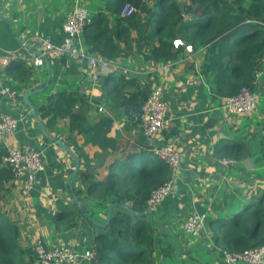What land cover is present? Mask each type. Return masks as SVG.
I'll use <instances>...</instances> for the list:
<instances>
[{
    "label": "trees",
    "instance_id": "1",
    "mask_svg": "<svg viewBox=\"0 0 264 264\" xmlns=\"http://www.w3.org/2000/svg\"><path fill=\"white\" fill-rule=\"evenodd\" d=\"M243 2L197 0L202 9L193 13L186 11L180 0H94L89 5L92 22L86 26L84 41L92 54L112 61L125 59L127 53L136 50L145 61L168 62L179 57L181 49L174 47V40L181 39L184 45L203 48L200 72L209 79L212 96L224 98L238 93L243 86H251L258 73L261 76L264 73V25L257 22L264 21V12L253 11L248 16ZM128 3L137 10L131 15H122ZM188 13L192 15L190 19L185 18ZM23 66L24 61L18 57L10 61L8 68ZM19 71L16 78L23 86H29L27 79L32 73ZM96 83L101 97L95 101L105 103L113 114L115 107L142 106L151 92L150 85L141 87L137 77L120 73H104ZM135 86L138 89L128 93ZM81 98L88 102L77 90H57L37 111L46 126L54 124L57 118H69L71 133L84 134L87 142L98 145L106 154L113 153L114 160L104 179L96 172L82 171L83 187L73 188L81 206L75 202L71 209L59 210L53 218L56 229L75 227L82 216L105 222L108 208L114 204L110 221L95 235L98 259L89 264H157L155 251L161 248L163 256H168L171 245L164 247L162 241H158L160 218L157 211L147 213L150 209L148 199L152 190L171 179L170 165L154 152L141 130L139 145L123 146L118 134L110 135L114 124L112 117L104 115L91 123L78 107ZM214 124L209 121L207 126ZM126 127L132 130L135 125L127 123ZM262 133L264 135V119ZM256 135L259 133H252ZM229 142L218 148L220 155L242 160L254 152L251 139L236 137ZM255 145L264 150V136L262 142ZM5 154L7 147L0 144V164ZM257 175L264 179V169H259ZM12 179L11 169L0 165V200L9 189L6 184ZM260 192L250 198H228L226 204L224 201L214 203L206 224L211 233L212 249H218L220 254L241 252L264 243V190ZM36 260L34 245L22 246L20 226L8 217L0 203V264H34Z\"/></svg>",
    "mask_w": 264,
    "mask_h": 264
},
{
    "label": "crops",
    "instance_id": "2",
    "mask_svg": "<svg viewBox=\"0 0 264 264\" xmlns=\"http://www.w3.org/2000/svg\"><path fill=\"white\" fill-rule=\"evenodd\" d=\"M77 1L88 6L94 3V0H0V86L8 83L20 91L16 100L0 96V118L10 114L19 119L14 134L6 136L0 144L4 147L10 145L35 147L43 152L46 165L45 170L37 178L34 190L28 196L20 195L18 181L12 179L6 184L9 189L3 193L4 196L0 200L8 217L20 226V241L23 247L33 246L35 238L40 235L44 236L43 239L48 246L66 244L84 249L95 245V235L100 231V226L87 216H82L75 227L58 231L53 218L59 210L73 207L76 201L71 185L73 188L83 187L82 171L96 172L99 178L104 179L108 175V167L114 160V154H106L98 145L87 142L84 134L71 133L68 129L69 118H57L54 124L47 126L43 121L48 133L66 143L79 159L80 168L69 184L68 177L76 169L74 156L42 132L23 99L24 91L45 87L48 79L46 65L36 66L33 63L34 56L41 52L34 42L35 37L49 35L55 43L62 42L66 17ZM188 16L191 15L187 14L186 18ZM176 49H181L177 58L181 61L168 70L160 69L167 62L145 61L143 56L140 59L143 65L140 67L129 65V62L134 60L132 55H128L122 63L136 69L135 71H140L139 74H131L130 77H137L141 87L150 85L151 91L153 85L163 83V96L170 105L167 115L169 127L157 141L172 143L181 152V166L173 176L174 192L157 209L152 210V213L160 212V219L163 218L159 220L160 224L157 226L159 237L160 226H163L162 236L158 237V241L162 240L163 245L174 237L175 242L172 241L176 246L175 253L180 254V259H187L189 252L206 249L215 251L213 253L218 259L216 264H223V258L216 253L218 249H212L211 233L207 228L200 237L191 239V235L185 231V223L195 210L205 211L210 208L212 212L216 202L224 201L226 204L228 198L244 199V196L250 198L255 195L257 188L253 182L254 180L261 182L260 176L257 179H250L243 175L250 171L251 166L256 168L254 170L264 167V150L255 145L262 142L264 136L261 125L255 126L256 122L264 117V109L258 107L263 100H259L257 108L246 116L229 115L222 109L223 98L212 96L209 79L200 72L204 61L203 48L194 49L192 53H189L185 46ZM7 57L9 59L19 57L25 66L9 69L10 63H3V58ZM140 60L135 59V62L139 64ZM50 62L52 72L50 84L45 90L30 97L36 109L46 104L48 96L57 90H77L83 99L88 98V102L81 98L78 107L82 108L91 123L108 115L114 119L110 135L118 134L123 146L139 145L140 118L131 123L125 115L116 110L113 114L105 103L95 101V98L101 97V90L91 78L85 61L72 60L69 56H64L50 58ZM20 69L32 73L29 79L26 78L30 81L29 86H23L20 79L16 78V75L21 73ZM263 76L264 73L260 78L262 86ZM134 89H138V86L131 87L128 93ZM101 107L105 108V111H101ZM37 113L39 115V111ZM256 114L259 118L255 122ZM209 121H214L213 127L207 126ZM127 123L135 125V128L128 130ZM241 131L253 141L254 152L242 160L234 157L237 163L231 166L220 165L218 160L223 156L220 155L218 148L239 137ZM253 132L259 135L252 136ZM260 193L258 191L256 194ZM159 252H161L159 249L155 251L157 264H160V258L163 256L162 252L161 255ZM166 258L167 256H163L165 262ZM184 262L177 264H186V260ZM192 263L206 264L196 262V259Z\"/></svg>",
    "mask_w": 264,
    "mask_h": 264
},
{
    "label": "built area",
    "instance_id": "3",
    "mask_svg": "<svg viewBox=\"0 0 264 264\" xmlns=\"http://www.w3.org/2000/svg\"><path fill=\"white\" fill-rule=\"evenodd\" d=\"M136 10L132 4L128 3L124 6L121 14L131 15ZM190 18L191 16H188L186 19ZM91 22L92 16L89 8L77 2L67 15L62 42L55 43L49 35H37L35 37L34 42L41 52L34 56V65L44 66L45 56L49 58L69 56L73 60L85 61L94 82H97L101 75L107 72L126 74L127 76L139 74L140 71H135L136 69L122 64L121 61H112L89 51L83 34L86 26ZM257 22L264 25V21ZM182 45L189 53L194 52L192 44L184 45L181 39L174 40L175 48ZM11 59L9 57L3 58V63L9 64ZM180 61V59L171 60L162 65L160 69L168 70ZM260 76L261 74L258 73L251 86H243L238 93L224 97L222 109L229 115L237 117L246 116L254 111L259 100L264 98V86L260 84ZM163 94V83L158 82L153 85L148 98L142 105V116L140 117V128L143 134L148 138L154 152L170 165L172 171L171 179L152 190L148 199L151 210L157 209L174 192L173 176L181 166L180 150L172 143L161 141L158 143L157 141L169 127L167 115L170 111V105ZM19 95L20 91L8 83L0 86V96L3 98L16 100ZM100 110L105 111V108L101 107ZM18 125L19 119L10 114L3 115L0 118V141L3 142L6 136L14 134ZM218 163L228 167L236 164L237 160L234 157L223 156L219 158ZM0 165L11 169L14 180L18 181L19 193L23 197L28 196L34 190L38 176L46 168L41 150L31 146L21 147L17 145L7 147V154L3 156ZM209 213L210 208L205 211H193L185 223V231L193 237H200L203 230L207 228ZM33 245L37 255L35 264H89L98 259V250L95 245L84 249L67 245L48 246L40 235L35 238ZM222 263L264 264V243L241 252L224 251Z\"/></svg>",
    "mask_w": 264,
    "mask_h": 264
},
{
    "label": "rangeland",
    "instance_id": "4",
    "mask_svg": "<svg viewBox=\"0 0 264 264\" xmlns=\"http://www.w3.org/2000/svg\"><path fill=\"white\" fill-rule=\"evenodd\" d=\"M182 3H184L185 5L186 4H188V3H191V0H180ZM77 2H79V1H77ZM76 2V3H77ZM75 3V4H76ZM81 3V2H80ZM81 4H83V3H81ZM85 6H87L88 8H89V10L91 9L88 5H85ZM243 9H244V11L248 14V16L249 15H251V13L253 12V11H259V12H264V1H262V0H244V2H243ZM193 11V10H192ZM91 12V11H90ZM188 14H190L191 15V13H188ZM192 16V15H191ZM250 18H253V17H250ZM66 19H67V17H66ZM66 21V20H65ZM128 55H132V57L134 58V60H131V62H129V65H133V66H135L136 68L137 67H140V65L142 66L143 65V62H142V60H140L141 58H142V54L141 53H138L136 50H132V51H130L129 53H127ZM62 57H64V56H62ZM126 59V58H125ZM125 59H121L120 61L122 62V63H124L125 61ZM135 59H137V60H140V63L139 64H137L136 62H135ZM73 60V59H72ZM263 101L262 102H260V104L261 105H258V107L260 108V109H264V98L262 99ZM97 108V107H96ZM254 118H255V122L257 121V119L259 118L258 116H257V114L256 115H254ZM263 119H264V117H261L260 118V120H258L257 122H256V124H255V126H257L258 124L259 125H261V128H262V122H263ZM241 134L239 135V137H241V138H243V140H245V138H246V140H249L250 141V138L248 137V135H246V133H244V135H243V131H241L240 132ZM234 135H236V133L234 132ZM238 137V138H239ZM234 140H236V138H233ZM234 140H232V141H230L229 143H231V142H233ZM253 145V144H252ZM251 148H253L252 146H251ZM125 149H128V147H126ZM250 155V154H249ZM232 157V156H231ZM252 161V160H251ZM251 161H249V166H251ZM251 169H250V171L247 173V172H245V174L243 175V177H245V178H250V179H257L258 178V176H260L259 178L261 179V182L260 181H258V180H254V184H255V187L257 188L256 189V193H258V191H260V190H264V179H263V176H261V175H257L258 174V170H254V169H256V168H252V166L250 167ZM260 169H264V167L263 166H261V168ZM242 177V176H241ZM261 186V187H260ZM260 187V188H259ZM260 189V190H259ZM256 193H255V195H256ZM156 215H157V217H159L160 218V212H156ZM155 218V217H154ZM160 221H161V219H160ZM64 223V222H63ZM63 225V224H62ZM160 229H161V226H160ZM42 237V236H41ZM44 237V236H43ZM42 237V238H43ZM193 236L191 235L190 236V238L191 239H193V238H196V237H193ZM159 239V238H158ZM172 240L175 242V238L173 237L172 238ZM172 240H169V244L168 243H166V244H163V246L164 247H168V246H170L171 245V254H168V256H167V258H166V262L163 260V256L160 258V264H177V263H182V262H184L185 260H186V264H193L192 262H193V260L194 259H196V262H205L206 264H216L217 263V261H218V259L215 257V254L213 253V252H215V251H212V250H206V249H203V250H201L200 252H189V256H188V258L187 259H184V258H182V259H180V254L179 253H175V251H176V246H175V244H174V242L172 241ZM162 241V240H161ZM161 249V248H160ZM159 249V250H160ZM162 251V250H161ZM175 253V254H174ZM216 253H217V255H219L220 257H222L223 258V256H221L220 255V253L218 252V251H216ZM174 254V255H173ZM159 255H161V252H159ZM185 263V262H184ZM224 264H227V263H224Z\"/></svg>",
    "mask_w": 264,
    "mask_h": 264
},
{
    "label": "water",
    "instance_id": "5",
    "mask_svg": "<svg viewBox=\"0 0 264 264\" xmlns=\"http://www.w3.org/2000/svg\"><path fill=\"white\" fill-rule=\"evenodd\" d=\"M184 9L188 12L192 11L194 13H198L201 9H202V5L197 4V0H191V3H188L185 5ZM21 41H23L22 38H20ZM45 65L48 71V79H47V83L45 87H39V88H33V89H27L26 91H24L23 93V99L24 102L28 105L29 107V111L30 114L36 119V121L39 123L42 132L47 135L48 137H51L52 139H54L58 145H60L62 148L66 149L67 151H70L71 154L74 156L75 160H76V169L75 171L69 175L68 177V183L70 184L71 179L76 176V174L78 173V170L80 168V163H79V159L78 157L73 153V151L71 150V148L64 143L61 139L56 138L55 136H52L50 133H48V131L46 130L45 124L44 122L41 120V118L39 117L38 113H37V109L34 105V103L31 101L30 97L40 91L45 90V88L50 84V80L52 77V72H51V62H50V58L45 56ZM116 110V112L125 115L127 117V120L130 121L131 123H134L136 121V119L140 118L142 116V106H120V107H115L114 108ZM228 134V133H227ZM71 188L73 189V186L71 185ZM74 199L76 201V203H78L79 206H81V201L77 196H74ZM86 205H88L87 203H85ZM113 206L114 204H111L108 208V212H107V219L105 222L103 221H98L96 219H92V221L100 226L101 228L106 227V225L108 224V222L111 219L112 216V211H113ZM123 207H127L129 208V206L127 204H122ZM147 213H152L151 209L147 210ZM162 232H163V226L161 227V233H160V237L162 236ZM159 237V238H160Z\"/></svg>",
    "mask_w": 264,
    "mask_h": 264
},
{
    "label": "bare ground",
    "instance_id": "6",
    "mask_svg": "<svg viewBox=\"0 0 264 264\" xmlns=\"http://www.w3.org/2000/svg\"><path fill=\"white\" fill-rule=\"evenodd\" d=\"M215 17H216V16H215ZM215 17H214V18H215ZM214 18H213V19H214Z\"/></svg>",
    "mask_w": 264,
    "mask_h": 264
}]
</instances>
